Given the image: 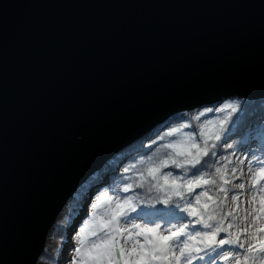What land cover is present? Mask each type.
I'll return each mask as SVG.
<instances>
[{"label": "water", "instance_id": "water-1", "mask_svg": "<svg viewBox=\"0 0 264 264\" xmlns=\"http://www.w3.org/2000/svg\"><path fill=\"white\" fill-rule=\"evenodd\" d=\"M264 98V0H0V264L171 116Z\"/></svg>", "mask_w": 264, "mask_h": 264}, {"label": "snow or ice", "instance_id": "snow-or-ice-1", "mask_svg": "<svg viewBox=\"0 0 264 264\" xmlns=\"http://www.w3.org/2000/svg\"><path fill=\"white\" fill-rule=\"evenodd\" d=\"M230 107L231 105H225L224 107L208 108L205 111L209 113L222 112L225 108ZM232 110L235 111V109ZM200 115H204V113ZM223 124L224 121H221L222 126ZM183 127L187 128L189 124H184ZM179 131L180 128L171 129L164 135L174 136ZM194 135L196 138L192 139ZM212 135L216 141H221V143H210L203 134L196 135L195 131L189 134V142L183 149L180 148V145L184 144V141L169 140L164 143L163 137L159 141L153 140L152 145L172 151L166 152V159H161L158 164L149 168L147 175L141 172V180L128 183L131 178L123 176L121 178L123 187L119 191L105 189V192H113L116 210L112 212L111 218L105 225L108 231L101 228L98 230L102 233L101 235L97 236L96 232L92 233L93 236H97L94 243H106L112 239V234L118 231L117 225L120 223V219H123L125 225L123 231L128 236L143 237L144 241L140 250L141 258L133 264H157V262L193 264L194 261L196 264H224L228 261H231L232 264H241L242 259L244 264H248L247 251L252 249V244L247 237H242L240 234L233 235V230L239 227L232 223L236 219L233 212L227 211L217 218L215 209L209 211L207 203L202 205V197L208 195L211 186H215L218 193H224L225 197L229 192L226 185H230L232 189L245 188L244 183L231 184L233 179H238L235 175L237 171L235 168L231 170L228 178L220 175V168L216 169V176L223 180V184H218L217 179L213 178V174L205 171L206 168L213 166L210 161L212 157H217L216 149L223 146L221 135L217 133ZM227 147L232 148L233 145L228 144ZM245 158L248 163L252 162V158L247 156ZM223 159L226 158L217 157L216 163ZM256 163L261 166V172H264V159H257ZM162 168L169 170L161 172ZM175 169H179L180 172H175ZM125 172H128V169H125ZM249 173H251V169H249ZM145 184H147L146 188ZM205 186H209L205 191H194L196 188ZM133 189L143 191L133 192ZM260 191L264 192V186ZM119 192L133 194L121 196ZM99 195L107 200L113 199L112 196H105L103 192ZM241 195H243L242 192L232 194L231 201H237ZM87 198H91L90 193ZM211 199L212 197L208 196V200ZM224 202L223 199H220L217 207L223 205ZM137 206H139V211ZM129 212L135 213V216H129ZM146 216L155 217V219H150L142 224L134 222L135 219L142 220ZM225 218H230L227 224H225ZM127 225L131 226V231ZM149 233L151 235H148ZM135 242L140 243L139 240ZM242 249H246V251L242 252ZM112 250L114 247L110 246L109 251ZM260 251L264 254V247ZM258 258H264V256L254 257V259Z\"/></svg>", "mask_w": 264, "mask_h": 264}, {"label": "rangeland", "instance_id": "rangeland-1", "mask_svg": "<svg viewBox=\"0 0 264 264\" xmlns=\"http://www.w3.org/2000/svg\"><path fill=\"white\" fill-rule=\"evenodd\" d=\"M218 106L225 105L222 101L218 103ZM234 107L231 104V109ZM232 112L234 111L230 110L228 115ZM259 123H261V120H258ZM218 125L213 123V119H209L208 123L205 124V130L210 134L217 133ZM241 132L243 133L242 130ZM221 137L223 145L231 144L233 147L229 148V151L222 156L226 159L219 162L220 175L228 178L231 170L235 168L237 170L235 175L238 179H233L231 184H245L244 189H232L230 185L225 186L229 188L227 197L224 193H220L221 197L226 200L227 210L225 212L232 211L236 217L232 223L239 227L233 230V235L240 234L242 237H247L252 244V249L247 251L248 264H264V258L254 259L258 255L264 256L260 251L264 247V231H262L264 230V192L260 191L261 187L264 186V172H261V166L256 163L257 159H264V132L247 133L245 131L238 142L230 141L227 135H221ZM220 143L221 141H219ZM245 156L252 158V162L248 163ZM249 169H251V173H249ZM92 175L79 186L74 194L77 197L81 193L85 194V198L80 200L81 204L78 205L77 210L70 212V207L66 206L59 213L54 227L48 233L44 252L55 259V264H133V262L139 261L141 258V245L144 242L143 237L128 236L123 231L125 227L123 219H120V223L117 225L118 231L112 234V239L106 243H94L97 236L102 234L98 231L99 229L104 228V231H108L105 225L108 219L111 218L112 212L116 210V204L112 193L102 191L105 196L113 197L112 200H107L99 195L101 192L98 189L87 187ZM219 182L223 184V180L219 179ZM241 192L243 195L237 201H231L232 194ZM89 193L91 194L90 199L87 198ZM93 205H96V207H93ZM246 209L247 211H245ZM128 215L135 216L133 213H128ZM150 219H155V217L146 216L142 220L135 219L134 222L142 224ZM228 219L230 218H225V224H227ZM62 220L67 221L68 226L65 228L62 244L58 245L51 236L55 233L56 224H60ZM127 227L131 231V226L127 225ZM93 232H96L97 236H93ZM157 232L159 233V229ZM148 235H151V233ZM137 240L140 243H136ZM110 246H113L114 250L109 251ZM241 251L245 252L246 249ZM39 264L48 263L46 260H39ZM157 264H162V262H157ZM193 264H196V262L194 261ZM224 264H232V262L228 261ZM241 264H244L243 259Z\"/></svg>", "mask_w": 264, "mask_h": 264}, {"label": "trees", "instance_id": "trees-1", "mask_svg": "<svg viewBox=\"0 0 264 264\" xmlns=\"http://www.w3.org/2000/svg\"><path fill=\"white\" fill-rule=\"evenodd\" d=\"M234 105V112H230V108H225L222 112H206L208 108L220 107L218 104H212L210 106L198 107L192 111L180 112L171 116L163 124L157 126L152 131L142 136L125 149H123L119 154H116L111 161H109L104 167L95 171L92 175V178L89 182V188L98 189L99 192L105 191V189H114L119 191L123 187L122 177L129 176L131 179L128 180V183H135L142 179L140 173L143 172L147 175V170L151 168L154 164H158L161 159H166V152H171V149L159 148L156 145H152L153 140L159 141L163 137V142L167 143L169 140L175 141H184V144L180 145V148L183 149L187 147L189 142V134L195 131L196 135L203 134L205 139H209V142H215L219 144V141L215 140V137L206 132L205 124L208 123L209 119H213V123L218 125L217 134L227 135V138L230 141L238 142L242 137L245 131L248 132H264V98L258 100H247L240 98L227 99L223 101V105ZM224 107V106H221ZM204 113V115H200ZM183 117V118H181ZM258 120H261V123L258 124ZM221 121H224L223 126ZM184 124H189V127H183ZM235 125V126H233ZM237 125V126H236ZM180 128V131L175 133L174 136H165V132L170 131L171 129ZM243 131V133L241 132ZM159 134V135H158ZM196 136H192V139H195ZM151 145V147H149ZM229 151L227 145L216 149L217 157H222L226 152ZM217 157H212L210 163L213 165L205 169V171L211 172L213 178L217 179L218 184L219 177L216 176V169L219 168L220 163H216ZM135 165V167H133ZM125 169H128V172H125ZM169 169H161V172H166ZM175 172H180L179 169H175ZM163 183V181H161ZM147 184H145V188ZM209 186L204 188H196L195 192L205 191ZM143 191L141 189H133V192ZM112 193V191H107ZM122 195L129 196L133 193H123L119 192ZM208 196H211L212 199L208 200ZM85 198V194L81 193L78 197L71 196L66 206L70 207V212L77 210L80 200ZM223 199L225 202L223 205L217 207L219 200ZM204 203L208 204V210L215 209V214L219 218L226 210V200L224 197H221L218 193L215 186H211L208 191V195L202 197V205ZM135 206V201H134ZM139 211V206H137ZM131 213V212H129ZM135 214V213H133ZM67 221L62 220L60 224H56L55 233L52 234V239L59 245L62 244L65 228H67ZM39 260L47 261L48 264H55V259L49 254H46L44 251L40 254Z\"/></svg>", "mask_w": 264, "mask_h": 264}, {"label": "bare ground", "instance_id": "bare-ground-1", "mask_svg": "<svg viewBox=\"0 0 264 264\" xmlns=\"http://www.w3.org/2000/svg\"><path fill=\"white\" fill-rule=\"evenodd\" d=\"M85 186V185H84ZM87 187H88V185H87ZM84 190V189H83ZM77 192V191H76ZM79 196V195H78ZM81 204V203H80ZM262 214V213H261ZM264 214V213H263ZM261 216V215H260ZM258 219V218H257ZM260 220V219H259ZM262 226V225H261ZM260 227V226H259ZM46 250V249H45ZM262 263V262H261ZM37 264H39V263H37Z\"/></svg>", "mask_w": 264, "mask_h": 264}]
</instances>
